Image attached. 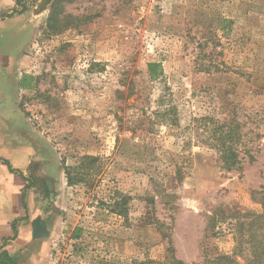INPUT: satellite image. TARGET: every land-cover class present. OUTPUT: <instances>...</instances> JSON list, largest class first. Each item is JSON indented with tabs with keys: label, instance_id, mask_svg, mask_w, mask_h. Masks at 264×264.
Returning <instances> with one entry per match:
<instances>
[{
	"label": "rangeland",
	"instance_id": "obj_1",
	"mask_svg": "<svg viewBox=\"0 0 264 264\" xmlns=\"http://www.w3.org/2000/svg\"><path fill=\"white\" fill-rule=\"evenodd\" d=\"M1 58L12 96L34 74L16 104L40 134L43 264H246L233 216L263 211L264 0H0Z\"/></svg>",
	"mask_w": 264,
	"mask_h": 264
},
{
	"label": "crops",
	"instance_id": "obj_2",
	"mask_svg": "<svg viewBox=\"0 0 264 264\" xmlns=\"http://www.w3.org/2000/svg\"><path fill=\"white\" fill-rule=\"evenodd\" d=\"M33 75L20 72L11 80L13 96L0 83V264H43L47 246L42 235L35 236L31 223L37 213L35 193L32 186H26L31 166L40 163V134L16 104L17 90L31 87ZM36 170L35 175H41L39 165Z\"/></svg>",
	"mask_w": 264,
	"mask_h": 264
},
{
	"label": "trees",
	"instance_id": "obj_3",
	"mask_svg": "<svg viewBox=\"0 0 264 264\" xmlns=\"http://www.w3.org/2000/svg\"><path fill=\"white\" fill-rule=\"evenodd\" d=\"M55 7H53L52 12L50 13L47 19V28L50 30H52L54 26L53 22L56 17ZM157 69H159V71ZM148 70L150 76L152 77H155L157 73L160 72L162 73V68L159 63H154V62L148 63ZM235 143L236 142L234 138L232 145H235ZM224 152L227 155H225V158H223V164L227 168H231L237 165V163L239 162L237 153L233 149L231 150V148L229 147L224 149ZM91 159H95V158H91ZM68 182L70 183L71 180L69 179ZM260 202L263 207V211L261 213H255L249 210H246L244 213L240 211H234L235 215L233 216V218L239 219V223L237 225L238 226L237 236H236L238 242L235 250L238 254L242 255L245 258L246 264H264V199L262 198ZM13 229L15 230L14 225H13ZM219 259L227 260L229 258L228 256L222 255L219 256ZM167 264H184V263L181 260H178L172 256L170 258L169 263Z\"/></svg>",
	"mask_w": 264,
	"mask_h": 264
},
{
	"label": "water",
	"instance_id": "obj_4",
	"mask_svg": "<svg viewBox=\"0 0 264 264\" xmlns=\"http://www.w3.org/2000/svg\"><path fill=\"white\" fill-rule=\"evenodd\" d=\"M48 184H49V182H48ZM50 185L51 184H49V188L51 187ZM43 232H44L43 225L37 223L36 226H35V236H41L43 234Z\"/></svg>",
	"mask_w": 264,
	"mask_h": 264
}]
</instances>
